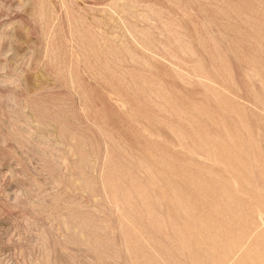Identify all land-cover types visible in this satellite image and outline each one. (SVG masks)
<instances>
[{
    "label": "rangeland",
    "instance_id": "obj_1",
    "mask_svg": "<svg viewBox=\"0 0 264 264\" xmlns=\"http://www.w3.org/2000/svg\"><path fill=\"white\" fill-rule=\"evenodd\" d=\"M0 264H264V0H0Z\"/></svg>",
    "mask_w": 264,
    "mask_h": 264
}]
</instances>
